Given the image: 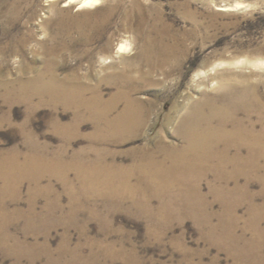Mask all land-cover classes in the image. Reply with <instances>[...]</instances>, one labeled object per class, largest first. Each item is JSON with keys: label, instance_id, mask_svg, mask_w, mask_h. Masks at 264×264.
I'll use <instances>...</instances> for the list:
<instances>
[{"label": "rangeland", "instance_id": "1", "mask_svg": "<svg viewBox=\"0 0 264 264\" xmlns=\"http://www.w3.org/2000/svg\"><path fill=\"white\" fill-rule=\"evenodd\" d=\"M116 2L108 32L100 42L84 47L71 42L86 16L103 12L111 3L104 1L83 8L77 3L68 6L62 0H0V153L16 151L24 155L30 150V140L49 156L66 148V160L88 148L93 131L89 122L79 126L78 134L71 128L66 130L74 120L70 109L49 104L48 99L40 96L29 101L16 86L36 78L48 63L60 79L85 75L91 60L99 70L103 65L97 54L107 37L114 33L115 47L124 36L122 31H116L123 10L147 18L145 24L155 21L157 31L171 36L184 54L170 78L164 79L156 72L135 84L133 97L151 106V115L147 129L136 138L103 145L101 149L109 150L110 158L117 164L127 166L133 151L143 145L151 146L156 137L167 144H176L174 126H166L165 118L173 103L181 102L183 95L199 97L197 84L201 83L202 91H209L216 83L243 78L263 90L264 70L256 67L255 62L264 59V0ZM134 2L139 5L138 11L133 9ZM238 4L245 7L237 10ZM59 44L64 48L55 51ZM86 52L93 58L83 56ZM89 83L95 85L96 81L91 79ZM100 90L105 101L116 92L114 86L106 84ZM121 107L118 102L117 109ZM68 179L78 190L73 172L68 174ZM48 184L52 190L46 198L41 194L34 196V216L30 215L28 183L22 184L17 197L11 193L0 195V214L3 206L9 219L5 233L0 234V264H257L252 247H258L264 258V235L261 242H252V232L243 222L231 227L223 220L225 204L220 193L212 192L221 185L212 177L200 183L209 207L202 211L185 209V212L180 209L158 212L156 200L151 202L150 213L136 209L130 201L119 207L108 199L96 197L71 206L70 196L60 181L49 178L42 186ZM248 185L255 195V206L262 208L264 200L258 195L259 182ZM57 195L59 208L47 212L46 203ZM225 203L230 204L227 200ZM71 209L73 215H69ZM247 210V204H243L235 214L247 218ZM258 223L264 232V221Z\"/></svg>", "mask_w": 264, "mask_h": 264}, {"label": "bare ground", "instance_id": "2", "mask_svg": "<svg viewBox=\"0 0 264 264\" xmlns=\"http://www.w3.org/2000/svg\"><path fill=\"white\" fill-rule=\"evenodd\" d=\"M62 1L68 6L81 4L83 8L104 1L111 3L103 12L87 15L71 43L89 47L100 42L116 12V0H99L98 3L97 0ZM137 7L139 5L134 2L135 11H138ZM146 21L147 18L135 17L131 10H123L116 31H122L124 36L115 47L114 33L107 37L102 51L97 54L103 65L99 70L95 68L90 52H86L83 56L90 55L91 61L85 75L60 79L48 63L36 78L16 86L26 99L40 96L48 99L49 104L70 109L74 120L64 129L71 128L76 133L83 122H89L93 131L89 134L88 148L75 153L71 160L65 158L66 148L61 147V152L49 156L31 140L30 150L24 155L16 151L0 153V195L11 193L17 197L22 184L28 183L30 215L34 216V196L41 194L46 198L52 189L49 184L46 187L42 184L46 179L56 178L70 196L71 206H79L82 199L96 197L108 199L119 207L130 201L136 209L147 213L151 211L152 200L158 202V212L166 209L202 211L209 205L204 201L200 183L212 177L221 185L212 192L220 193L225 204L223 220L231 227L243 222L252 232V242H261L264 232L258 222L264 221V203L262 208L255 206V195L248 184L259 182L258 195L264 200V81L263 90L243 78L216 83L215 88L212 87L215 83H211L209 91H202L201 83L197 84V91H201L199 97L183 95L181 102L173 103L165 118L166 126L173 124L178 142L167 144L156 137L151 146L135 149L127 166L117 164L110 158L109 150L101 149L107 143L134 139L147 129L152 109L133 97L135 84L156 72L164 79L170 78L182 60L184 52L180 51L177 42L168 34L157 31L155 21L145 24ZM59 45L55 51L64 48ZM143 67L147 70L143 71ZM91 79L96 81L95 85L89 83ZM102 84L115 87V95L109 101L102 98ZM118 102L122 104L120 110L117 109ZM70 172L75 175L78 190L68 179ZM230 185L232 188L229 189ZM243 204L248 206L247 218L235 214ZM59 206L57 195L46 203V211L56 210ZM1 211L0 234L5 233L9 221L3 206ZM73 212L71 209L69 215ZM231 240L234 242L233 238ZM251 249L257 264H264L258 247Z\"/></svg>", "mask_w": 264, "mask_h": 264}, {"label": "snow or ice", "instance_id": "3", "mask_svg": "<svg viewBox=\"0 0 264 264\" xmlns=\"http://www.w3.org/2000/svg\"><path fill=\"white\" fill-rule=\"evenodd\" d=\"M98 2H99V0H97V3ZM244 7L245 6L243 4H238L237 5V10L242 9ZM123 50L124 49H123V46H122L121 47V51H123ZM242 63H244V61H237V64H242ZM255 64L258 65L261 70H264V59H261V60L256 61Z\"/></svg>", "mask_w": 264, "mask_h": 264}]
</instances>
